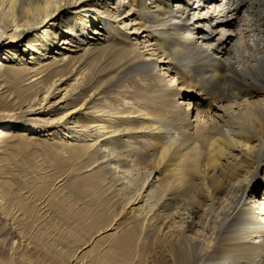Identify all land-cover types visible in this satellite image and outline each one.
<instances>
[{
	"label": "bare ground",
	"instance_id": "obj_1",
	"mask_svg": "<svg viewBox=\"0 0 264 264\" xmlns=\"http://www.w3.org/2000/svg\"><path fill=\"white\" fill-rule=\"evenodd\" d=\"M191 1L0 0V264H264V0Z\"/></svg>",
	"mask_w": 264,
	"mask_h": 264
},
{
	"label": "rangeland",
	"instance_id": "obj_2",
	"mask_svg": "<svg viewBox=\"0 0 264 264\" xmlns=\"http://www.w3.org/2000/svg\"><path fill=\"white\" fill-rule=\"evenodd\" d=\"M108 1L109 2L107 4V10H109L110 13L113 14V16L120 14V12L122 13L121 15H123V16L129 14V10L126 9L124 7V5H123V0H108ZM194 2H195L194 5L196 6L197 3H198V1L197 2L195 0H192L191 1V3H194ZM124 20H125V22H123L124 23L123 26H125V27L127 26L126 29L125 30H118V28L114 29V32H115V36L114 37H116L117 40L121 44L128 45V44H130L131 41H129L124 36H128L127 33L129 32V33H131L130 34L131 35L130 37L133 38L136 34H133L132 31H134V30L136 31L137 30V33H139L138 32V28L140 27V24H138V21L139 20H138V18H137L136 15H133L132 16L130 14L127 17H125ZM120 24L122 25V22H120ZM205 25H207V24H205ZM206 27H207V29H210V24H208ZM230 30H231L230 27H224V29H223L222 32H220V29H218V32L217 33H219V34L215 33L213 36L217 38L219 35L221 36V34H222L223 37H227V36L232 37L231 40H230V42H229V46H231L233 43H236V39L233 36H231V35L228 34L229 32H231ZM148 48H149V52H152L151 46H149ZM14 50H15V48H14ZM2 56H3V54H2ZM27 57H25V58H27ZM154 58H156V57H154ZM87 60H86L87 62L86 61L85 62H82L83 63V66L85 67V70H83V71H85V72L88 69H92L93 67H91V66L95 65V63H96L95 61L94 62L91 61L89 58H87ZM162 66H163V64L158 62V72L159 73H162V75L165 76L166 80L168 81L169 77H171V76L174 75V72L172 71V73H171L170 76H168V74L164 75L166 71L162 68ZM70 81H71L70 78H67L66 81L61 85V87H70V85L72 83ZM177 84L175 85V87L178 86ZM178 87H181V86H178ZM62 92H64V90ZM192 92H193V90L188 91L186 87L184 88L183 99H181V101L183 102L184 108L185 109L187 108L190 111H193L192 112V115L194 114V112H196V110H199V109H201L204 112H207L211 108V105L208 106V103L210 101H206V102L201 101L199 99V95H198V97L192 96V98H191ZM196 94H197V92H196ZM258 95L259 94L255 92V93H253L251 95L252 96L251 98H254V97L256 98ZM202 98H203V95H202ZM209 104H211V103H209ZM6 123H8V121L4 122V124L1 127L2 128H5L6 127ZM13 158H14V160H27V159H32L33 162H35L36 160H39L40 158H42V156H41L40 152H38V151H35L32 154V156H30L29 153H28V151H26L25 149H20L17 153H15V155H13ZM257 182L260 183V185H264V178L261 176L260 178L256 179V183ZM108 207L111 208V204L110 203H108Z\"/></svg>",
	"mask_w": 264,
	"mask_h": 264
}]
</instances>
